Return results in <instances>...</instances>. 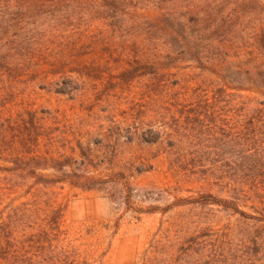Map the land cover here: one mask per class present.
Listing matches in <instances>:
<instances>
[{
	"label": "trees",
	"instance_id": "16d2710c",
	"mask_svg": "<svg viewBox=\"0 0 264 264\" xmlns=\"http://www.w3.org/2000/svg\"><path fill=\"white\" fill-rule=\"evenodd\" d=\"M262 90L264 0H0V264H91L67 241L64 208L46 189L119 179L120 171L110 178L88 169L101 166L93 146L113 149L120 138L166 143L173 172L231 193L136 212L215 205L264 220L241 207L264 200ZM38 92L85 103L100 131L86 143L78 137L70 154L53 148L57 112L36 106ZM249 232L233 246L204 229L185 232L173 255L151 248L141 264H256L264 240Z\"/></svg>",
	"mask_w": 264,
	"mask_h": 264
},
{
	"label": "rangeland",
	"instance_id": "374dc122",
	"mask_svg": "<svg viewBox=\"0 0 264 264\" xmlns=\"http://www.w3.org/2000/svg\"><path fill=\"white\" fill-rule=\"evenodd\" d=\"M102 82L97 83L98 87H102ZM28 89L30 92L32 88ZM34 95L36 106L44 105L57 112L58 128L54 132L59 137L60 145L53 148L70 154L71 143H75L78 137L85 136L82 139L86 143L87 133L94 135L100 131L97 126L100 122L87 112L85 103L45 92ZM251 96L255 95L252 93ZM108 98L115 101L112 96ZM95 112L97 116L106 115L98 110ZM48 122L50 125L54 123L53 120ZM101 124V132L107 133L108 123ZM113 133L111 135L115 138ZM117 143L113 149L101 150L93 146L98 149L95 155L102 156L101 166L88 170L90 174H104L105 177L120 171L122 176L119 179L109 181L101 189L87 191L70 188L67 184L46 189L53 195V205L64 208L61 227L67 241L77 249L79 260L91 264H141L144 254L149 257L153 255L154 249L151 248L165 246L167 256L173 255L177 241L185 232L202 229L207 233V239H224L232 246L237 245L248 229L249 233L260 237L259 241L264 240V220L244 219L215 205H185L172 207L165 212H136L135 209L163 208L177 198L195 197L202 192L225 198L230 197L231 193L224 191L219 181L201 182L173 172L164 150L166 143H126L122 138ZM74 157L79 159L77 151ZM262 179L258 194L264 197V175ZM127 193L130 195L129 205L125 204ZM255 202L258 203L257 200ZM256 203L253 208L241 207L253 215H258L257 211L264 213V200ZM255 258L263 262L264 254L258 253Z\"/></svg>",
	"mask_w": 264,
	"mask_h": 264
}]
</instances>
